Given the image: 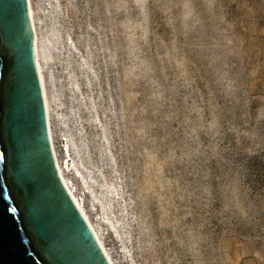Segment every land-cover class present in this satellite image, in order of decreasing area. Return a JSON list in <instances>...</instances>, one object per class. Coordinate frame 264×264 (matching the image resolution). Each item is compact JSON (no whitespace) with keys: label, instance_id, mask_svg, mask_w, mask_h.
I'll return each instance as SVG.
<instances>
[{"label":"rangeland","instance_id":"374dc122","mask_svg":"<svg viewBox=\"0 0 264 264\" xmlns=\"http://www.w3.org/2000/svg\"><path fill=\"white\" fill-rule=\"evenodd\" d=\"M32 6L55 144L67 160L68 146V176L116 264H264V0ZM211 70L235 79L230 97L212 88ZM190 90L203 127L217 116L224 133H197L206 155L219 154L207 212L176 147Z\"/></svg>","mask_w":264,"mask_h":264},{"label":"water","instance_id":"95a60500","mask_svg":"<svg viewBox=\"0 0 264 264\" xmlns=\"http://www.w3.org/2000/svg\"><path fill=\"white\" fill-rule=\"evenodd\" d=\"M0 264H111L56 164L28 0H0Z\"/></svg>","mask_w":264,"mask_h":264},{"label":"clouds","instance_id":"9594fccd","mask_svg":"<svg viewBox=\"0 0 264 264\" xmlns=\"http://www.w3.org/2000/svg\"><path fill=\"white\" fill-rule=\"evenodd\" d=\"M211 0H197L198 4L207 5ZM205 10H207L205 8ZM191 79V77H189ZM208 81L210 82L212 88L220 95L228 98L232 95V92L238 87L234 78L228 77L227 73L224 70L217 72L211 70L208 74ZM199 95L198 93L196 94ZM188 105L185 107L183 104L177 109L179 112L178 121L181 125V132L178 134L179 139L177 140L176 147L182 153V159L186 166H189L193 169H196V173L190 172L189 174H198L201 179V186L197 189L196 195L194 198V203L198 204L201 211L207 212L211 207L213 196L210 188V179L208 173L209 161L216 158L219 154L212 153L206 155L201 148V142L198 132L203 131L206 135H212L214 138L220 137L223 138V131L219 127V120L217 116H213L210 121L211 128L203 127L201 121L203 119V110L202 106H195L194 97L192 91H189L188 94ZM231 131V129H229ZM229 211L235 213L236 215L241 214V209L233 200L231 202V207L228 208ZM194 227L189 228L187 233V242L188 244L197 243L195 239ZM196 251V249H191Z\"/></svg>","mask_w":264,"mask_h":264},{"label":"bare ground","instance_id":"6f19581e","mask_svg":"<svg viewBox=\"0 0 264 264\" xmlns=\"http://www.w3.org/2000/svg\"><path fill=\"white\" fill-rule=\"evenodd\" d=\"M28 6H29L30 19H31V23H32L33 31H34L36 62H37V66H38V71H39V75H40V79H41V83H42V90H43V94H44V98H45V102H46V107H47L50 141H51V145H52V149L54 152V156H55V160H56V164H57L59 173L61 175V178H62L66 188L68 189L70 195L72 196L73 200L78 205L79 209L81 210L84 217L86 218L89 225L91 226L99 244L101 245V247L104 250L105 254L107 255L108 259L110 260V263L116 264L112 255L110 254L108 247L106 246V244L103 240L102 234L100 233V231L96 228V226L94 225V223L90 219V217H89V215H88V213L84 207V202H83V199L81 197V194L76 192L74 182L68 176L67 172L69 170H71L72 168L74 169V167H75L74 163L71 164V153H70L68 146L66 148H63V151L69 155L68 160H67V157L61 158L59 153H58V150H57V147L55 144V140H54V132H53V127H52V117H51V112H50V102H49L46 78H45V73H44V65H45V62H47V50H46L45 44L42 43L40 36H39V33H38L37 23H36L34 11H33V6H32V0H28ZM57 114H58L59 118L61 119L62 114L60 112H57ZM77 173H80V171L78 169H77Z\"/></svg>","mask_w":264,"mask_h":264},{"label":"snow or ice","instance_id":"6c2138e0","mask_svg":"<svg viewBox=\"0 0 264 264\" xmlns=\"http://www.w3.org/2000/svg\"><path fill=\"white\" fill-rule=\"evenodd\" d=\"M8 211H9L10 213H15V212L17 211V208L14 207V206H9Z\"/></svg>","mask_w":264,"mask_h":264},{"label":"trees","instance_id":"16d2710c","mask_svg":"<svg viewBox=\"0 0 264 264\" xmlns=\"http://www.w3.org/2000/svg\"><path fill=\"white\" fill-rule=\"evenodd\" d=\"M254 159H257L259 157V155L255 154L252 156Z\"/></svg>","mask_w":264,"mask_h":264}]
</instances>
